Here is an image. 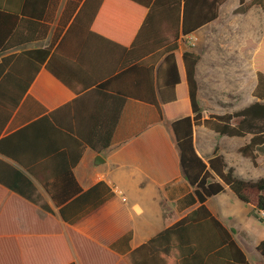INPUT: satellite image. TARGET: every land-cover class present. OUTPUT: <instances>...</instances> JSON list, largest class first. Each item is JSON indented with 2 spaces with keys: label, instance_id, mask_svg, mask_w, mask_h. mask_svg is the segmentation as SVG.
Listing matches in <instances>:
<instances>
[{
  "label": "trees",
  "instance_id": "obj_1",
  "mask_svg": "<svg viewBox=\"0 0 264 264\" xmlns=\"http://www.w3.org/2000/svg\"><path fill=\"white\" fill-rule=\"evenodd\" d=\"M46 1L8 0L3 3L0 0V52L43 36L44 24L39 20L44 16ZM125 1L140 9L136 23L140 22V26L125 60L119 66L106 68L101 76L90 77L86 72L79 71L70 75L60 74L49 59L45 63L46 69L68 87L75 97L32 120L12 135L0 139V152L12 157L32 176H37L36 165L33 163L36 159L29 154L38 152L41 146L42 150L55 152L53 159L57 170L52 179L41 181L38 177V180L56 204L61 220L72 225L114 195L103 180L86 190L78 186L73 168L83 151L89 147L101 153L110 147L127 98L149 103L156 108L160 117L164 116L171 121L180 166L186 179L183 185L168 186L167 195L175 200L179 211L193 208L134 249L128 246L130 233L111 243L110 249L123 255L128 264H252L234 239L232 231L212 214L206 201L228 187L240 199L251 204L254 211L264 212V176L254 180L234 176L223 155L216 150L205 162L195 151L193 127L203 125L229 137L249 136L238 151L256 165L255 149L264 143V18L259 46L248 43L257 48L253 57L256 84L252 90V95L257 100L238 111L210 114L203 118L197 99L198 85L195 76L200 55L191 49L180 52L179 39L215 21L219 16L220 6L227 0ZM17 2L20 6L17 9L9 6ZM253 6H259L264 13V0H238L234 13H246ZM40 8L41 12H37ZM144 34L150 42L141 46L139 39ZM140 51L142 55L139 54ZM23 55L36 60L33 71L36 72L49 56V48L27 50ZM141 57L145 59L140 61L138 58ZM4 65L5 62L0 64V71ZM140 71L143 77L142 87L139 79L134 83L130 78V75H139ZM32 79L31 74L24 80V86ZM22 94H0V105L12 109ZM11 136L20 137L25 143L15 152L7 151L1 146ZM9 167L18 175L20 182H30L29 177L21 170L11 165ZM59 179L67 181L66 188L60 189L50 184ZM15 190L32 199L21 189ZM39 207L53 213L52 208L45 203ZM16 208L9 205L0 208V264L19 262L12 251L11 236L5 237L17 230V223L7 220ZM34 208L23 207L27 220L30 218L25 224L33 231H53L54 234L48 239L57 243L56 247L52 242V251L45 253L44 257L52 264H76L58 222L50 217L38 221ZM5 246L6 248H2ZM256 250L262 258L256 264H264V239L258 242ZM26 256L27 251L22 253L23 264H27L24 261Z\"/></svg>",
  "mask_w": 264,
  "mask_h": 264
},
{
  "label": "crops",
  "instance_id": "obj_2",
  "mask_svg": "<svg viewBox=\"0 0 264 264\" xmlns=\"http://www.w3.org/2000/svg\"><path fill=\"white\" fill-rule=\"evenodd\" d=\"M6 1L8 0H2L3 3ZM236 1L228 5V0L224 2L220 6L218 18L223 12L236 8L238 0ZM9 6L17 9L21 6V1L20 6L18 2ZM41 10L40 8L36 11ZM43 13V18L39 20L44 24L42 37L0 52V64L5 62L0 71V94L23 93L14 108L7 109L0 105V139L12 135L32 120L72 101L75 97L68 87L46 69L45 63L49 59L53 67L63 75L79 71L86 72L90 77L101 76V72L106 68L119 66L125 60L140 26V22L136 24L140 9L125 0H47ZM200 29L179 39L180 52L191 49V40ZM260 40L256 46H259ZM149 42L146 34L139 39L141 46ZM36 48H49V56L39 70L33 72L36 60L23 55V52ZM256 52L255 47L252 49V58ZM139 54L142 55V51ZM138 59L143 61L145 58ZM216 61L224 60L212 56L203 64L200 56L196 65L197 99L203 118L210 114L231 113L232 110L237 111L247 106L242 102V98L240 103H234L218 101L213 95L215 85L212 74L218 67L213 62ZM241 61L240 59L238 62ZM140 72L139 75H130V78L134 83L139 79L142 87L143 77L142 71ZM31 74L33 79L24 86V80ZM201 77L204 78L203 84L200 82ZM242 82L236 81L237 100L240 99ZM255 84L256 75L250 89L248 105L257 100L252 95ZM226 96L231 100L229 95ZM170 122L164 116L160 117L156 108L149 103L131 97L125 100L110 147L101 153L89 147L85 148L73 168L76 182L82 190L103 180L110 186L114 195L72 225L61 220L56 204L38 180V177L41 181L52 179L57 170L53 159L55 152L42 150L41 146L38 152L29 154L34 155L32 158L36 159L33 163L36 165L37 176L28 174L12 157L0 152V208L8 205L17 207L14 214L7 218L8 221L17 223V230L5 237L12 238V251L15 258H18V264H23L22 253L25 254L26 251L24 261L27 264H52L44 255L52 251L53 243L57 247L56 242L48 239L54 234L53 231H33L25 224V221L30 219L27 220L26 211L23 209L26 206L35 207L38 221L50 217L58 222L76 264H128L123 255L110 249L111 243L130 233L128 246L134 249L189 212L193 207L179 211L175 200L167 195L168 186L186 183ZM248 139L249 136L220 135L203 125L193 127L195 151L205 162L216 150L223 155L234 176L254 180L264 176V143L256 147V165H253L248 157L238 151ZM24 144L20 137L11 136L1 146L7 151L15 152ZM97 155H100L99 159H96ZM9 165L21 170L29 177L30 182H20L18 175ZM252 169H256L253 175L257 176L254 178H251ZM50 184L63 189L66 188L67 181L59 179ZM15 188L21 189L32 199L16 192ZM227 192L234 195L239 202L248 204L228 187L219 194ZM212 197L206 201L208 209L232 231L236 240L233 230L225 224L224 218L210 207ZM43 203L52 208V214L39 207ZM248 205L255 215L253 206ZM236 242L244 251L241 244L237 240ZM257 254L255 260H250L245 253L252 264L262 259L258 252Z\"/></svg>",
  "mask_w": 264,
  "mask_h": 264
},
{
  "label": "rangeland",
  "instance_id": "obj_3",
  "mask_svg": "<svg viewBox=\"0 0 264 264\" xmlns=\"http://www.w3.org/2000/svg\"><path fill=\"white\" fill-rule=\"evenodd\" d=\"M233 2L237 1L228 0L226 5ZM234 9L223 12L217 20L201 28L192 38L193 44L189 48L202 57L203 64L212 56L224 60L213 62L218 66L212 74L215 85L213 95L218 101L240 103L242 98V102L248 105L250 89L255 79L253 46H249L248 43L257 44L262 38L264 13L259 6H253L246 13H234ZM240 59L242 61L238 62ZM203 80L204 78L201 77V84ZM237 80L243 81L239 100L235 98ZM226 95H229L231 100H228L229 97ZM252 170L251 178H254L257 176L253 175L256 169ZM209 204L233 230L236 240L241 244L248 258L255 260L258 257L255 244L264 239V219L255 211L253 215V209L248 204L239 202L229 192L213 196Z\"/></svg>",
  "mask_w": 264,
  "mask_h": 264
},
{
  "label": "built area",
  "instance_id": "obj_4",
  "mask_svg": "<svg viewBox=\"0 0 264 264\" xmlns=\"http://www.w3.org/2000/svg\"><path fill=\"white\" fill-rule=\"evenodd\" d=\"M258 214L260 217H262L264 219V212L263 211H259Z\"/></svg>",
  "mask_w": 264,
  "mask_h": 264
},
{
  "label": "water",
  "instance_id": "obj_5",
  "mask_svg": "<svg viewBox=\"0 0 264 264\" xmlns=\"http://www.w3.org/2000/svg\"><path fill=\"white\" fill-rule=\"evenodd\" d=\"M100 158V155H97L96 159H99Z\"/></svg>",
  "mask_w": 264,
  "mask_h": 264
}]
</instances>
